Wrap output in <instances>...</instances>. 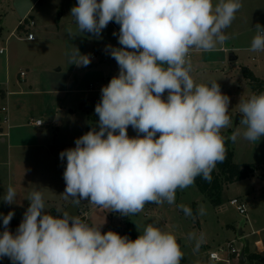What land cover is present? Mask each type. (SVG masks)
I'll return each instance as SVG.
<instances>
[{
  "label": "clouds",
  "instance_id": "9594fccd",
  "mask_svg": "<svg viewBox=\"0 0 264 264\" xmlns=\"http://www.w3.org/2000/svg\"><path fill=\"white\" fill-rule=\"evenodd\" d=\"M242 6V0H78L70 10L76 32L68 28V36L87 32L100 39L115 22L121 47L106 46L119 73L101 88L95 106L99 130L91 128L59 154L66 158L65 200L76 206L87 200L129 217L148 203L175 204L176 191L193 186L198 176L211 182L227 157L226 139L234 143L240 133L221 134L232 123L230 97L217 80L194 81L190 53L223 45ZM255 31L248 51L264 52V26L257 24ZM67 55L69 65L91 63L75 46ZM238 110L243 138L264 137V92L240 98ZM130 126L135 137L128 135ZM16 198L9 185L3 201L14 204ZM27 200L15 234L8 229L14 212L2 215L0 258L12 264H181L183 259L177 238L153 224L143 231L137 226L140 235L131 240L111 230L102 233L103 223L90 225L60 208L52 215L38 189ZM177 207L193 216L190 207Z\"/></svg>",
  "mask_w": 264,
  "mask_h": 264
},
{
  "label": "rangeland",
  "instance_id": "374dc122",
  "mask_svg": "<svg viewBox=\"0 0 264 264\" xmlns=\"http://www.w3.org/2000/svg\"><path fill=\"white\" fill-rule=\"evenodd\" d=\"M77 2L0 0V48H6V52L0 54V129H3L0 132V156L6 163L1 164V168L6 173L11 170L10 185L17 192L11 210L14 216L8 226L13 234L23 219L29 206L27 198L34 189L43 193L46 209L54 216L59 215L56 209L60 208L83 221L87 220L90 225L103 223L102 233L111 230L123 236L126 232L125 222L119 213L93 207L87 200L76 206L71 199H60L66 187L63 179L66 158L62 161L59 154L74 148L75 140L91 128L99 130L95 106L100 102L101 88L119 73L117 62L106 51L107 45L121 47L118 24L110 22L106 31L102 30L100 39L87 32L78 33L73 38L68 36V28L76 32L70 10ZM217 2L213 0L214 4ZM242 5L231 26L225 30L230 38L223 45L208 52H191V75L198 84L217 80L222 93L230 97L228 114L232 123L222 129L221 134L229 137L234 132L240 133L234 143L230 140L235 161L254 164L253 179L226 186L219 205L214 204L194 183L176 191L175 204L158 206L148 203L142 212L129 216L137 237L140 235L137 226L143 231L147 224L172 233L188 264H227L207 263V257L211 252L227 249L233 240L236 246L241 247L244 242L241 238L245 234H250L249 240L254 248L257 241L264 242V190L260 191V183L255 179L257 176L262 178L264 174V137L257 142H249L243 138L244 125L240 120L236 124L240 98L247 99L264 92V86L253 85L245 74V70L251 69L258 77L264 78V52L248 51L256 34V25L264 26V0H242ZM22 19L26 25L31 20L36 22L30 28L36 33L35 41L26 39L27 28H19ZM114 32L117 36L113 35ZM74 46L81 54L90 55L88 66L69 65L67 53ZM232 56L237 59L232 60ZM23 71L25 76L21 75ZM3 107L8 111H2ZM8 116L10 120L6 123ZM37 121L42 125L37 126ZM6 133H9L8 138ZM128 135H137L131 126ZM3 137L6 142H2ZM7 188L1 186L0 197L4 196ZM254 189L256 199L253 198ZM236 197L245 199L246 215L240 214L231 204L230 200ZM180 204L190 207L193 216H185L177 207ZM201 208L203 214L198 212ZM79 210H82L80 214ZM3 230L1 220L0 232ZM189 234L194 238L190 240ZM236 263L237 260L232 262ZM1 264L12 262L5 257Z\"/></svg>",
  "mask_w": 264,
  "mask_h": 264
},
{
  "label": "trees",
  "instance_id": "16d2710c",
  "mask_svg": "<svg viewBox=\"0 0 264 264\" xmlns=\"http://www.w3.org/2000/svg\"><path fill=\"white\" fill-rule=\"evenodd\" d=\"M245 74L253 85H257L261 88L264 86V79L256 77L249 69L245 70ZM225 147L227 149V157L225 161L223 163H219L216 169L212 172L211 182H208L199 176L195 180V183L200 191L206 194V196L209 197L216 205L221 204V195L226 186L237 181L245 180L255 172L254 164L237 163L235 161V152L230 140L226 139ZM122 220L125 222V235H127L131 240H135L137 235L131 227L130 217L122 216ZM245 249L247 258V262L245 264H264V256L261 253L251 252L248 246H246ZM181 264L188 263L182 259ZM238 264L240 263L238 262Z\"/></svg>",
  "mask_w": 264,
  "mask_h": 264
},
{
  "label": "crops",
  "instance_id": "0c3cea01",
  "mask_svg": "<svg viewBox=\"0 0 264 264\" xmlns=\"http://www.w3.org/2000/svg\"><path fill=\"white\" fill-rule=\"evenodd\" d=\"M34 6V5H33ZM33 6L31 7V9L33 8ZM30 11V10H29ZM29 11L24 15V18L26 17V15L29 13ZM26 23V22H25ZM23 24V19L20 21V24H19V28H21V29H26V24ZM31 31L32 32H34L35 33V31H33L32 29H31ZM35 35H36V33H35ZM250 71L256 76V77H258L257 76V74L253 71V70H251L250 69ZM258 78H260V79H264V78H261V77H258ZM3 131V129H0V132H2ZM2 134H4V133H2ZM6 135V136H5ZM4 136L5 137H7L8 138V136H9V133H6ZM5 137H3L2 138V142H6L7 141V139L5 138ZM4 159H3V157H1L0 156V188H1V186L2 185H5L6 187H8L9 185H10V183H11V181H12V176H11V170H7V173H6V171H4V169L3 168H1L2 166H1V164H6L4 161H3ZM254 175L255 174H253V175H251L249 178H252L253 179V177H254ZM248 179V178H247ZM255 179H257L258 180V183H260V185H259V189H260V191L261 190H264V174L262 175V178H260L259 176H257ZM259 189H257V190H259ZM256 193V190L254 189V192H253V195ZM257 195V194H256ZM256 195H254L253 196V198L254 199H256ZM3 197H0V221L2 220V215H7L13 208H14V204H7V203H5L4 201H3V199H2ZM62 198V199H61ZM60 199H61V201L62 200H64V198H63V196H61L60 197ZM52 199H50V200H48V201H51ZM243 200V199H242ZM245 200V199H244ZM243 200V201H244ZM245 202V201H244ZM49 203V202H48ZM246 203V202H245ZM247 205V204H246ZM4 207V208H3ZM6 208H9V210L8 209H6ZM7 211H8V213H7ZM81 211L82 210H79L78 211V213L80 214L81 213ZM85 217V216H84ZM88 222V221H87ZM242 233H244V231H242ZM241 233V234H242ZM247 239V240H244V239ZM249 238H250V234H245L244 235V237H242L241 239L244 241L243 243H242V246L241 247H238V248H244V247H246V246H248V248H249V250L251 251V252H258V253H261L263 256H264V242L263 241H261V240H259V241H257L256 242V248H254L252 245H251V243H250V240H249ZM223 249V248H222ZM220 252H221V250H220ZM219 253V252H218ZM5 260V257H3V258H0V264L3 262ZM236 260H233V263L235 262ZM247 262V261H246ZM207 263H210V261L207 259ZM236 264H238V263H236Z\"/></svg>",
  "mask_w": 264,
  "mask_h": 264
},
{
  "label": "built area",
  "instance_id": "2783aa9c",
  "mask_svg": "<svg viewBox=\"0 0 264 264\" xmlns=\"http://www.w3.org/2000/svg\"><path fill=\"white\" fill-rule=\"evenodd\" d=\"M26 22V21H25ZM23 21V24L25 23ZM36 22L34 20H31L30 23L26 26L28 32L26 39L29 41H35L36 35L34 32L31 31V27L35 26ZM193 51V50H192ZM191 51V52H192ZM6 52V48L2 47L0 48V54H4ZM191 55V53H190ZM22 76H25V72H21ZM2 111H8L6 107L2 108ZM9 116L5 118V122L9 123ZM37 126H41L42 122L37 121L35 123ZM63 167H66V163L63 164ZM231 204L236 206L237 210L240 212V214L246 215L247 214V205L246 203L239 197L233 198L230 200ZM92 205V204H91ZM93 207H96V205H92ZM87 223V220H85ZM240 254H241V248H238L235 245V240L231 241L227 249H221V252H211L209 256L207 257L210 262H222L227 264H232L233 260H237L239 262L240 260Z\"/></svg>",
  "mask_w": 264,
  "mask_h": 264
},
{
  "label": "water",
  "instance_id": "95a60500",
  "mask_svg": "<svg viewBox=\"0 0 264 264\" xmlns=\"http://www.w3.org/2000/svg\"><path fill=\"white\" fill-rule=\"evenodd\" d=\"M103 30L106 31V28L103 29ZM231 59H232V60H235V59H237V57H236V56H232ZM241 118H242V117H241V114H239V115H238V118H237V121H236V124H238V121H239ZM225 137H228V136H225ZM207 259H208V258H207ZM246 261H247V258H246V249H245V247H244V248L241 249V254H240V260H239V263H240V264H245Z\"/></svg>",
  "mask_w": 264,
  "mask_h": 264
}]
</instances>
